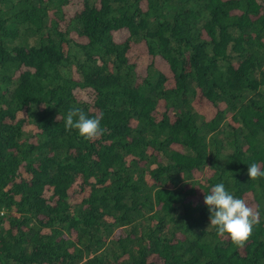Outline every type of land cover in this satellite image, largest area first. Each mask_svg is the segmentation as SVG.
I'll return each instance as SVG.
<instances>
[{"label":"trees","instance_id":"16d2710c","mask_svg":"<svg viewBox=\"0 0 264 264\" xmlns=\"http://www.w3.org/2000/svg\"><path fill=\"white\" fill-rule=\"evenodd\" d=\"M252 163L264 0H0V264H264ZM217 183L260 213L243 247L209 226Z\"/></svg>","mask_w":264,"mask_h":264},{"label":"clouds","instance_id":"9594fccd","mask_svg":"<svg viewBox=\"0 0 264 264\" xmlns=\"http://www.w3.org/2000/svg\"><path fill=\"white\" fill-rule=\"evenodd\" d=\"M59 120V116L57 117ZM103 114L88 118L85 112L73 107L65 118L66 130H77L87 141L100 139L105 132L101 126ZM251 180L264 178V169L257 163H252L247 169ZM204 204L209 212V226L216 229L220 237L227 235L237 247H243L253 233L254 226L260 223V213L254 211L242 198H237L226 190L224 183L215 184L208 194L204 193Z\"/></svg>","mask_w":264,"mask_h":264},{"label":"rangeland","instance_id":"374dc122","mask_svg":"<svg viewBox=\"0 0 264 264\" xmlns=\"http://www.w3.org/2000/svg\"><path fill=\"white\" fill-rule=\"evenodd\" d=\"M74 8H75V5H71L70 7H66L65 8V15L66 16H70V15H72V13H73V11H74ZM146 62L147 61H145V59H143V60H141V62L138 64V70L142 73L143 72V68H144V66L146 65ZM247 204H248V206L249 205H251V204H249L248 202H246ZM251 208H253V210H254V207L253 206H250Z\"/></svg>","mask_w":264,"mask_h":264}]
</instances>
